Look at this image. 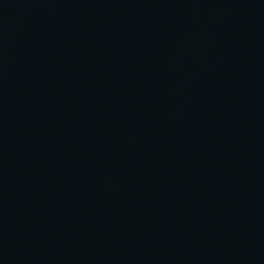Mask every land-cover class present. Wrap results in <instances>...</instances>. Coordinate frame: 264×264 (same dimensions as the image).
Returning a JSON list of instances; mask_svg holds the SVG:
<instances>
[{"label": "water", "instance_id": "obj_1", "mask_svg": "<svg viewBox=\"0 0 264 264\" xmlns=\"http://www.w3.org/2000/svg\"><path fill=\"white\" fill-rule=\"evenodd\" d=\"M0 264H264V0H0Z\"/></svg>", "mask_w": 264, "mask_h": 264}]
</instances>
